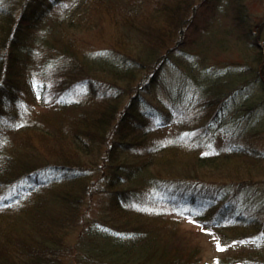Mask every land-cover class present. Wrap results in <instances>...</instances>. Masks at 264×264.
Masks as SVG:
<instances>
[{
	"label": "trees",
	"instance_id": "1",
	"mask_svg": "<svg viewBox=\"0 0 264 264\" xmlns=\"http://www.w3.org/2000/svg\"><path fill=\"white\" fill-rule=\"evenodd\" d=\"M210 4L208 21L187 39L194 14ZM140 7L144 0H0V114L35 101L26 72L52 83L42 97L45 117L1 135L0 264H200L201 232L223 248L217 264H264V151L216 147L234 138L224 126L237 122L236 111L246 109L249 120L264 105V97L248 106L237 100L256 82L264 89V52L247 0ZM101 9L119 28L113 46L87 53L76 34L96 24V12L103 19ZM243 53L239 66L211 62ZM166 70L177 73L176 90H168L173 112L147 95ZM71 90L83 97L63 99ZM179 144L195 146L192 158H167ZM102 193L110 198L93 215ZM168 209L202 228H173Z\"/></svg>",
	"mask_w": 264,
	"mask_h": 264
},
{
	"label": "rangeland",
	"instance_id": "2",
	"mask_svg": "<svg viewBox=\"0 0 264 264\" xmlns=\"http://www.w3.org/2000/svg\"><path fill=\"white\" fill-rule=\"evenodd\" d=\"M152 0H144L145 7H140L141 11L143 13L149 11V6L151 4ZM204 5H207L205 3ZM159 7V6H158ZM247 12L249 17L253 20V26L255 28V32L260 36L257 37L256 40H258V43L260 45V50L264 52V27H260L258 29V26L255 25L259 23L258 21L264 20V0H247ZM139 8V9H140ZM149 8V9H148ZM102 12L104 11L101 9ZM155 11L151 10V16ZM211 12V4L210 6H203L200 8L199 13L194 14V22L191 24L190 28L187 31V39H192L193 36H196V33L201 30V28L206 24L208 21V14ZM101 18V12L98 11L95 13L94 20L96 21L95 25H92L91 28H84L80 32H77V43L81 46L82 49H84L87 53H91V51H95L101 48H106L111 45V43L114 40V36L116 37L117 30L119 28L118 23L115 21L114 15H111L110 13L103 12ZM93 18V16L90 18V20ZM208 18V19H207ZM207 19V20H206ZM87 22H89L87 20ZM258 29V30H257ZM258 31V32H257ZM254 35V34H253ZM257 53V50L255 48L251 49V54ZM244 53L241 54H233L228 56L227 54H221V56H213L211 58V62L216 64H223V63H234L237 62L239 66V61H242V58L240 56H243ZM247 59H255V58H248ZM210 61V60H209ZM242 63V62H241ZM254 64V63H253ZM173 72V73H172ZM167 71L166 75L167 77H164L161 84L158 85L156 88V92L149 93L148 98L153 104L160 105L157 95L162 100L161 105H164L167 110L170 112H173L174 110H177V106H173V99H171L168 90L171 88L172 90H176L177 81L176 80V72L174 71ZM27 73L25 74V78L33 81V89L36 92V99L35 101H27L22 100L20 103H17L18 106L12 107H6V111H9L6 114L0 115V134H16L17 129L18 131L22 130L25 125V122L29 121V118H34V116H41L44 115L49 111L46 110V108L42 107L46 101L42 99L43 96L47 95L48 87L51 86V82L42 81L41 73H32L27 76ZM244 81L248 80V77L245 75L243 77ZM30 82V81H29ZM32 82H30L31 84ZM40 84H43L42 87H40ZM133 84V83H132ZM125 85V84H124ZM84 90V88H80L79 91ZM23 95V93H22ZM23 98L26 97V94L22 96ZM68 98V101L76 98H82L83 93L78 92L76 90H71L65 93V95L62 96L63 99ZM264 97V89L261 87V84L256 82V85H251L250 87H246L244 91L240 92V95L238 96L237 100L239 101V104L241 106H248L251 104H255L260 101V98ZM128 98V96H126ZM176 100V99H175ZM177 102V100H176ZM246 112V109H240L239 111H236L234 113V119L239 122V125L236 126V129L233 128L234 124L232 122L227 121L226 125L224 126V129H227V133L234 134V138L230 139L231 142L226 141V139L220 138L216 144V147L219 148H225V144L232 143L233 145H243V146H250V147H258L261 149V151H264V105H261L257 112L253 113L251 118L248 120L247 116L243 117V114ZM185 117V114L183 115V119ZM38 121L39 122V117ZM182 119L181 123L184 124V120ZM248 120V121H247ZM191 120H188V122ZM187 122V123H188ZM204 122L203 121H192L191 125H198L202 126ZM230 126V127H229ZM233 128V129H232ZM41 129V128H40ZM208 134H212L211 131L208 132ZM38 140V139H37ZM36 140V141H37ZM36 141L34 144H36ZM195 146L193 145L190 149H188L186 144H179L175 145L172 150H169L167 152V158L169 160H175V161H187L188 159L192 158L191 150ZM164 175H166L165 172H163ZM206 179L215 180L216 177H209L207 176ZM221 181L227 182L230 181L228 179H220ZM264 187V184H263ZM242 195V194H241ZM246 196H251V191L249 190L246 194ZM233 195H230L231 197ZM235 197V196H233ZM110 198L109 193H102L99 195H96V197L93 200V215L96 214V212L99 213L101 207L103 204L106 203V201ZM203 199H207V197H203ZM242 200H245V196L242 198ZM183 204L189 205V201H183ZM167 217L170 220L171 226L174 228L175 226L178 227H186L187 229L197 230L202 228L201 225L196 224V221L192 218L182 215L178 213L177 211H174L172 209H168ZM175 220V221H174ZM206 233L203 234L201 232V263L200 264H217L218 257L222 255V251L218 250L217 244L214 241V237L212 234ZM189 234V233H187ZM191 235V234H190ZM75 236V235H74ZM74 236H70L68 242L74 240ZM193 236V235H192Z\"/></svg>",
	"mask_w": 264,
	"mask_h": 264
},
{
	"label": "snow or ice",
	"instance_id": "3",
	"mask_svg": "<svg viewBox=\"0 0 264 264\" xmlns=\"http://www.w3.org/2000/svg\"><path fill=\"white\" fill-rule=\"evenodd\" d=\"M217 247H218V250L223 251V248H221V247L219 246V244L217 245Z\"/></svg>",
	"mask_w": 264,
	"mask_h": 264
},
{
	"label": "bare ground",
	"instance_id": "4",
	"mask_svg": "<svg viewBox=\"0 0 264 264\" xmlns=\"http://www.w3.org/2000/svg\"><path fill=\"white\" fill-rule=\"evenodd\" d=\"M149 9V8H148ZM111 46H113V42L111 43ZM262 210H264V207L262 208Z\"/></svg>",
	"mask_w": 264,
	"mask_h": 264
}]
</instances>
